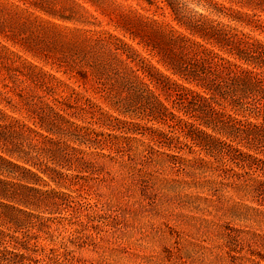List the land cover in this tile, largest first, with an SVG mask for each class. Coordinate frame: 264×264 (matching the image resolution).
<instances>
[{
	"label": "trees",
	"instance_id": "obj_1",
	"mask_svg": "<svg viewBox=\"0 0 264 264\" xmlns=\"http://www.w3.org/2000/svg\"><path fill=\"white\" fill-rule=\"evenodd\" d=\"M188 1L197 5L205 2L210 14L191 10ZM230 1L264 14V0ZM162 3L188 34L132 10H122L116 0H0V37L22 45L36 56L53 55L60 61L69 60L84 80L91 78L101 85L106 99L117 111L132 119L127 121L101 113L105 118L99 119L103 126L112 131L148 134L151 142L169 150L196 146L216 156L218 161L214 164L200 157L192 161V168L199 164L211 166L222 181L232 180L237 191L264 205V180L253 177L257 172L264 175V42L210 16L227 17L261 30L263 22L254 19L256 15L228 8L215 0H162ZM86 4L95 7L125 34L140 38L178 79L147 63L137 50L116 35L63 26L62 23L92 25L90 19L97 18ZM2 51L6 53L3 55ZM7 52L9 49L0 43V65L12 80V84L6 83V78L3 83L0 80L1 101L25 109L35 126L0 110V220L3 226L0 227V264H39L41 261L33 257L35 251L28 246L30 238L25 234L20 238L8 231L23 233L30 227L27 223L40 218L30 210L59 209L71 198L54 189H39L40 183L45 182L39 174L47 175L57 184L72 180L63 169L81 173L95 167L84 158L85 151L74 144L119 152L128 138L77 124L73 120L77 111H70L88 112L87 107H95L92 101L75 89H71L68 98L59 100L50 96L52 100H49L47 96L56 88L41 82L45 73L37 71L38 67L32 63L18 64L20 57ZM19 76L40 82L46 94L22 88ZM52 78L57 87L66 85ZM83 99L85 106L79 104ZM142 121L168 125L170 133L147 123L142 125ZM153 146L148 145L150 150ZM179 158L171 156L172 160ZM211 184L224 185V182ZM227 229L224 246L229 254L242 252L245 242L249 247L259 244L258 235L245 239L244 231L230 226ZM250 251L252 256L263 258V254L252 248Z\"/></svg>",
	"mask_w": 264,
	"mask_h": 264
},
{
	"label": "rangeland",
	"instance_id": "obj_2",
	"mask_svg": "<svg viewBox=\"0 0 264 264\" xmlns=\"http://www.w3.org/2000/svg\"><path fill=\"white\" fill-rule=\"evenodd\" d=\"M116 1L122 10H132L137 15L188 34L174 21L170 9L162 0ZM215 1L251 16L256 15L254 19L261 20L264 25V14L248 10L230 0ZM188 4L191 10L210 14L205 2L197 5L188 1ZM85 6L97 18L90 19L92 25L62 23L63 26L96 32L107 31L116 35L137 50L147 63L178 79L140 38H133L116 28L95 7L88 4ZM30 10L35 15L42 16L37 11ZM210 17L235 26L243 33L264 42V29L238 24L223 16ZM0 43L9 49L7 53L14 52L20 57L17 59L18 64L32 63L38 67L37 71L45 73L41 82L56 88L52 95L47 96L49 100H52L50 96L59 100L68 98L71 89H75L81 96L92 101L95 107H87L88 112L79 113L76 109L70 111H77L73 118L77 124L128 138L119 152L106 147L101 149L74 144L85 151L84 158L95 167L81 173L63 169V172L73 177L72 180L57 184L47 175L39 174L45 181L40 183L39 189H54L71 197L59 209L30 210L40 218L27 223L30 227L23 230V233L8 231L20 238L23 234L30 238L28 246L35 251L33 257L41 261L39 264H264V205L237 191L231 184L232 180L222 181L221 177L213 173L211 166L203 167V164H199L200 166L191 167L192 161L200 157L215 164L218 161L216 156L208 155L196 146H183L181 151L169 150L168 147L151 142L148 134L112 131V128L103 126L102 121H99L101 113L127 121L132 119L112 106L100 84L91 78L84 80L73 69L69 60L60 61L53 55L36 56L26 51L22 45L1 37ZM4 53L6 52L2 51L3 55ZM52 77L66 85L57 87ZM4 78L6 83L12 84L6 69L0 65L2 83ZM37 80L40 81L38 78ZM19 81H23L22 88L39 95L46 94L45 86L41 87L40 82L23 76H19ZM188 86L204 91L195 85ZM10 95L15 101L18 100V97ZM84 103V99L79 102L82 105ZM0 110L13 119L35 126L25 109L9 105L1 101V98ZM142 123L170 133L168 125L147 121ZM208 132L212 133V130L208 129ZM43 133L47 135L46 132ZM217 137L224 139L220 135ZM148 145H154V149L150 150ZM172 155H178L181 159L172 160ZM253 177L264 180V175L260 172ZM207 181L210 182L208 186ZM212 181H221L224 185L213 186ZM1 224L0 220V227L3 228ZM228 226L244 231L242 236L245 239L258 235L259 244L249 247L245 242L242 252L229 254V249L224 246ZM251 248L263 254V258L252 256Z\"/></svg>",
	"mask_w": 264,
	"mask_h": 264
}]
</instances>
